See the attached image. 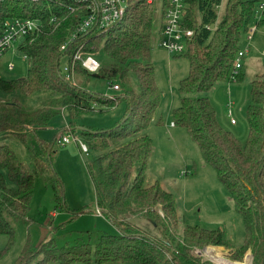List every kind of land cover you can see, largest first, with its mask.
Masks as SVG:
<instances>
[{"label": "trees", "instance_id": "obj_1", "mask_svg": "<svg viewBox=\"0 0 264 264\" xmlns=\"http://www.w3.org/2000/svg\"><path fill=\"white\" fill-rule=\"evenodd\" d=\"M168 2L129 0L123 19L107 29H88L61 51L87 16L86 9L76 5L72 9L67 2L0 0V34L9 19H32L41 24L40 31L18 47L32 62L26 77L0 78V91L8 95L0 97V139L13 137L23 143L35 165L31 170L10 146L0 145V234L7 236L0 261L15 244V225L30 222L36 177L53 170L52 153L58 139L48 142L38 131L66 111L71 124L66 131L74 134L72 126L80 115L105 112L126 103L123 117L114 126L84 127L79 133L82 144L96 154L89 172L97 209L119 233L99 236L94 248L89 243L58 247L53 240L33 245L28 240L14 264H215L195 254V248L206 246L225 247L233 261H243L250 251L251 264H264V59L261 74L250 82L245 142L221 126L210 100L217 84L242 81L246 75L243 59L249 48L244 47L242 36L250 29L257 1L186 0L183 24L194 35L184 52L189 74L180 81L181 103L173 109L174 126L184 128L197 143L204 162L216 170L242 216L245 236L240 247L233 246L227 230L221 227L187 225L180 235L181 218L174 193L157 179L146 184L153 152V138L146 129L163 99L152 51L162 38ZM261 9L264 14V7ZM81 45L86 55L103 57L93 76L110 86L118 83L119 95L89 92L65 78L63 64L72 61ZM242 49L247 52L241 59L242 67L235 71ZM75 72L88 74L78 65ZM16 93L25 99L40 93L48 96L40 107L30 110ZM54 179L60 182L56 172ZM59 186L56 200L62 198L61 183ZM86 210L83 207L80 213ZM134 218L149 222L160 237L135 225Z\"/></svg>", "mask_w": 264, "mask_h": 264}, {"label": "rangeland", "instance_id": "obj_2", "mask_svg": "<svg viewBox=\"0 0 264 264\" xmlns=\"http://www.w3.org/2000/svg\"><path fill=\"white\" fill-rule=\"evenodd\" d=\"M256 1L257 7L249 24L250 28H256V32L250 41L246 39L247 34L244 33L242 36L244 47L249 48L243 59L246 74L244 79L219 83L210 92V100L216 109L219 123L242 142L246 141L248 132L246 111L251 102L250 82L261 74L264 59V14L260 8L264 0ZM160 7L161 3H158V11ZM97 59L102 63L103 57ZM152 61L156 67L157 84L164 97L153 121L146 129L153 138V152L147 168L146 184H151L157 179L167 190L174 193L181 218L180 235L187 225H201L211 229L221 227L227 230L233 246L240 247L244 240L245 228L231 195L219 182L216 170L204 162L197 143L188 136L186 130L172 127L173 108L176 106L170 108V104L173 101L177 105L181 103L179 85L189 74V61L184 57V53L172 54L159 43L154 45ZM8 63L14 64L13 70L8 69ZM31 65L32 62L15 47L0 58V78L23 79ZM87 73L73 72L72 83L80 89L110 97L121 93L118 83L110 86L106 80L94 77L91 72ZM232 90L234 96L230 94ZM14 95L30 110L40 107L48 96L46 93H40L25 99L19 93ZM2 96L8 97L0 91V97ZM230 97L233 99L232 112L233 118L237 121L236 125L231 124L229 115ZM125 109L126 103H120L105 112L82 114L72 126L74 134L66 131V127H70L71 124L68 113L63 111L52 119L47 128L38 131L41 138L51 142L63 130V136H69L71 143L64 146L54 145L53 170L40 173L35 179L29 211L30 222L15 225V244L0 264H14L28 240L33 245L53 240L58 247L89 243L94 248L99 236L119 233L108 218L96 213L98 210L94 185L89 172V164L93 162L96 154L90 150L82 151L79 133L84 127L101 129L114 126L123 117ZM159 120L162 125L158 124ZM175 130L179 133L177 136L174 135ZM1 144L10 146L31 170L35 168L31 152L23 143L8 137L5 140L0 139ZM55 172L63 189L60 200L55 199V190L60 191L59 183L54 179ZM83 207L87 210L80 213ZM53 213L56 215L52 216ZM132 222L149 235L160 237L159 232L146 220L134 218ZM6 245L7 236L0 234V249ZM219 250L226 256L229 254L225 247H220ZM249 252L246 255H251ZM217 253L222 256L221 253Z\"/></svg>", "mask_w": 264, "mask_h": 264}, {"label": "built area", "instance_id": "obj_3", "mask_svg": "<svg viewBox=\"0 0 264 264\" xmlns=\"http://www.w3.org/2000/svg\"><path fill=\"white\" fill-rule=\"evenodd\" d=\"M18 1H30V2H48V3H63L67 2L72 4V9L76 6L83 7L87 10L88 14L84 17L78 25L75 33L71 38L61 46V51H66L68 45L74 40H77L80 36L85 34L88 29L98 27L99 29H107L113 24L123 19L126 14L129 0H18ZM187 2L186 0H169L168 5L164 12L162 38L160 46L165 48L172 54H181L186 50L188 41L193 37L194 31L188 29L183 24V18L186 13ZM264 4L261 5V8ZM40 22L32 19H9L5 22L2 33L0 34V58L4 56L8 51L19 47L20 43L29 37H33L40 31ZM256 31L255 27L249 29L247 38L251 39ZM33 40V38H32ZM83 45L77 48L72 61L66 60L63 64V75L67 80L73 79V72L78 65L87 72L96 73L101 67L100 61L97 56L86 55L83 51ZM19 50V49H18ZM247 51L241 50L238 52L235 71L238 70L241 65V59ZM27 59V56L24 55ZM13 63H8V69H14ZM232 123L235 120L232 118ZM58 143L61 146L71 143L69 136L59 135L57 137ZM82 151L87 152L86 145L82 144ZM98 210V209H97ZM100 215V211L96 212ZM220 247L206 246L204 248H195L194 252L197 256L208 259L215 264H222L218 257L214 256V252L222 254V259L234 262L235 264H251L252 255H246L243 261H233L229 254L226 256L223 254ZM250 253V252H249ZM251 256L250 262L247 263L248 257Z\"/></svg>", "mask_w": 264, "mask_h": 264}, {"label": "crops", "instance_id": "obj_4", "mask_svg": "<svg viewBox=\"0 0 264 264\" xmlns=\"http://www.w3.org/2000/svg\"><path fill=\"white\" fill-rule=\"evenodd\" d=\"M118 89H119V87H118ZM230 94H231L232 96H234V91L232 90ZM162 95H163V97H164L163 91H162ZM230 98H231V97H230ZM162 101H163V99H162ZM180 102H181V101H180ZM232 103H233V99L231 98L230 101H229V103H228V106H229V115H230L231 120H232V118H233ZM179 105H180V104L177 105V104L173 101V102L170 104V108H173L174 106L178 107ZM176 107H174L173 109H175ZM233 119L235 120V118H233ZM231 124H232V125H236V124H237V121L235 120V123H232V121H231ZM172 127L175 128V126H174L173 123H172ZM66 128H68V127H66ZM168 130L170 131V128H168ZM62 132H63V130H61V131L57 134L56 137H58V135L61 134ZM177 134H179V133H178L177 130H175L174 135L177 136ZM239 137L241 138V135H240ZM55 215H56V213H53V214H52V216H55Z\"/></svg>", "mask_w": 264, "mask_h": 264}, {"label": "bare ground", "instance_id": "obj_5", "mask_svg": "<svg viewBox=\"0 0 264 264\" xmlns=\"http://www.w3.org/2000/svg\"><path fill=\"white\" fill-rule=\"evenodd\" d=\"M215 257H218L219 261L222 263V264H235L234 262H231V261H228V260H225V259H222V256L219 255L217 252H214L213 253ZM251 257H248V260H247V263L250 261Z\"/></svg>", "mask_w": 264, "mask_h": 264}, {"label": "water", "instance_id": "obj_6", "mask_svg": "<svg viewBox=\"0 0 264 264\" xmlns=\"http://www.w3.org/2000/svg\"><path fill=\"white\" fill-rule=\"evenodd\" d=\"M59 135H60V134H59ZM59 135H58V136H59Z\"/></svg>", "mask_w": 264, "mask_h": 264}]
</instances>
